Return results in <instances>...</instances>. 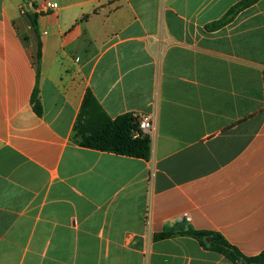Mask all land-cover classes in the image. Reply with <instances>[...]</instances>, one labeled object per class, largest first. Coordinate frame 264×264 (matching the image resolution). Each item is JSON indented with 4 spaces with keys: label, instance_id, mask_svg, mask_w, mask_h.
<instances>
[{
    "label": "crops",
    "instance_id": "0c3cea01",
    "mask_svg": "<svg viewBox=\"0 0 264 264\" xmlns=\"http://www.w3.org/2000/svg\"><path fill=\"white\" fill-rule=\"evenodd\" d=\"M239 1L0 0V264H235L188 229L264 251V0L206 28ZM87 90L153 115L148 159L72 142Z\"/></svg>",
    "mask_w": 264,
    "mask_h": 264
},
{
    "label": "trees",
    "instance_id": "16d2710c",
    "mask_svg": "<svg viewBox=\"0 0 264 264\" xmlns=\"http://www.w3.org/2000/svg\"><path fill=\"white\" fill-rule=\"evenodd\" d=\"M256 0H241L231 7L219 21L212 23L208 30H215L230 22L242 9L250 6ZM31 19V18H30ZM34 30H37L35 19H31ZM37 65L40 59V43L37 49ZM38 69L36 78H38ZM31 104L37 115L41 113L40 102L37 98V89H34ZM137 128L133 114L126 113L110 119L102 110L90 91H86L81 107L73 124L71 140L74 144L88 149L102 152H110L117 155L146 160L149 157V137L133 138ZM180 235L195 239L203 248L223 255L227 260L235 264H262L264 263V251L255 256H245L235 247L228 244L219 234L209 231H195L188 229L180 232ZM171 233H162L154 236V239H164Z\"/></svg>",
    "mask_w": 264,
    "mask_h": 264
},
{
    "label": "built area",
    "instance_id": "2783aa9c",
    "mask_svg": "<svg viewBox=\"0 0 264 264\" xmlns=\"http://www.w3.org/2000/svg\"><path fill=\"white\" fill-rule=\"evenodd\" d=\"M43 8L55 9L57 8L56 3L46 2L43 5ZM133 118L137 125V128L134 132L133 138L136 137H149L152 128L153 115L151 114H133Z\"/></svg>",
    "mask_w": 264,
    "mask_h": 264
},
{
    "label": "water",
    "instance_id": "95a60500",
    "mask_svg": "<svg viewBox=\"0 0 264 264\" xmlns=\"http://www.w3.org/2000/svg\"><path fill=\"white\" fill-rule=\"evenodd\" d=\"M29 17L33 20V19H35V14L32 13V14H30ZM262 264H264V263H262Z\"/></svg>",
    "mask_w": 264,
    "mask_h": 264
}]
</instances>
